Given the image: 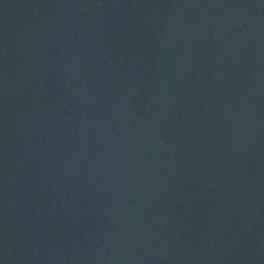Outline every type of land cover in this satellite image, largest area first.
Wrapping results in <instances>:
<instances>
[{"label":"water","instance_id":"obj_1","mask_svg":"<svg viewBox=\"0 0 264 264\" xmlns=\"http://www.w3.org/2000/svg\"><path fill=\"white\" fill-rule=\"evenodd\" d=\"M0 264H264V0H0Z\"/></svg>","mask_w":264,"mask_h":264}]
</instances>
